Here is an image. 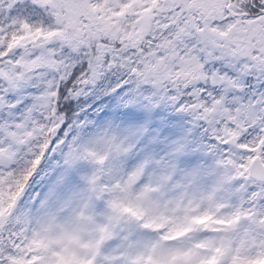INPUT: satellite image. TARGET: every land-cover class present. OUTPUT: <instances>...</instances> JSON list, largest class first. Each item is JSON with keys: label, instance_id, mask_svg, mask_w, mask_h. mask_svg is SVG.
Wrapping results in <instances>:
<instances>
[{"label": "snow or ice", "instance_id": "6c2138e0", "mask_svg": "<svg viewBox=\"0 0 264 264\" xmlns=\"http://www.w3.org/2000/svg\"><path fill=\"white\" fill-rule=\"evenodd\" d=\"M0 264H264V0H0Z\"/></svg>", "mask_w": 264, "mask_h": 264}]
</instances>
